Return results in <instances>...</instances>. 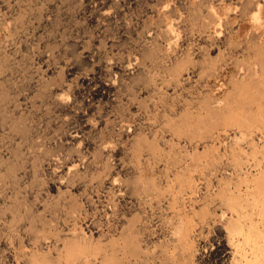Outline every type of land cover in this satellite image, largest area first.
<instances>
[{
  "label": "bare ground",
  "instance_id": "bare-ground-1",
  "mask_svg": "<svg viewBox=\"0 0 264 264\" xmlns=\"http://www.w3.org/2000/svg\"><path fill=\"white\" fill-rule=\"evenodd\" d=\"M125 1L0 0V264H264V0Z\"/></svg>",
  "mask_w": 264,
  "mask_h": 264
},
{
  "label": "rangeland",
  "instance_id": "rangeland-1",
  "mask_svg": "<svg viewBox=\"0 0 264 264\" xmlns=\"http://www.w3.org/2000/svg\"><path fill=\"white\" fill-rule=\"evenodd\" d=\"M124 2H126V1L124 0ZM90 29H91V27H90ZM228 72H229V70H225L223 72V74H224L223 76L227 77ZM208 81H210L209 88L213 89V92H214L215 95H219L220 96L222 94L221 92H223V90H224V88L220 86L223 80H219V79L218 80H214V78H210V79H208ZM230 131H233V130H230ZM230 131H228V133H230V134L233 133V132H230ZM222 138H223V140H222ZM221 140L223 142V144L221 142V146H223V145H225V142L228 141V138L225 136V134H223L221 136Z\"/></svg>",
  "mask_w": 264,
  "mask_h": 264
}]
</instances>
